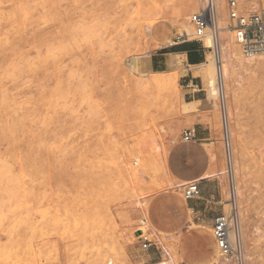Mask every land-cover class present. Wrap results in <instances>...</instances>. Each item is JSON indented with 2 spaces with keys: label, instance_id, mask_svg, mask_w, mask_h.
Segmentation results:
<instances>
[{
  "label": "rangeland",
  "instance_id": "rangeland-1",
  "mask_svg": "<svg viewBox=\"0 0 264 264\" xmlns=\"http://www.w3.org/2000/svg\"><path fill=\"white\" fill-rule=\"evenodd\" d=\"M234 1L240 13L264 11V0ZM195 13L187 0H0V264H153L161 251L152 235L156 244L141 249L139 199L147 208L161 203L155 224L178 263L215 264L212 224L225 214L228 189L220 110L204 108L213 135L206 147L219 159L214 176L186 201L182 188L169 190L159 159L169 156L176 172L182 133L194 123L181 108L179 73L148 70L152 53L185 41ZM132 58L143 78L130 71ZM227 102L245 251L249 264H264L263 61L233 70Z\"/></svg>",
  "mask_w": 264,
  "mask_h": 264
},
{
  "label": "bare ground",
  "instance_id": "bare-ground-1",
  "mask_svg": "<svg viewBox=\"0 0 264 264\" xmlns=\"http://www.w3.org/2000/svg\"><path fill=\"white\" fill-rule=\"evenodd\" d=\"M238 1H241V0H238ZM205 2L206 0H187V6H189V8L193 12L198 13L202 9L205 8ZM214 2H215L214 19L209 25V27L207 28L206 35L201 39V41L203 42V47L210 51L207 53L205 63L200 64L196 67H193V69H195L194 75L195 76L199 75L202 78L203 89L206 92V99H204L205 103L202 102L200 109L205 111L206 108L210 107L211 112H217L218 110H220V114H221L220 123H221L222 132L224 133V136L227 137L228 142H229L228 144L229 149L228 150L226 149L225 151V158L227 160V169L226 171L225 170L222 171V174H225V173L228 174V183H227L228 189L224 192V197H225L223 201L225 205L224 210H225L226 215L232 214L234 216L233 217L234 218L233 219V230L231 231V238L237 245L238 256H240V262L238 263L239 264H249L250 257L248 253L245 251V244H246V239L248 237V234H247V229L245 226L246 225L245 224V210L243 208L244 200H243L242 188L240 184L241 182L239 178L240 167L236 162L235 148L232 145L234 144V135H233L234 133L232 130L233 112H232L231 107L228 105L227 98L229 96L230 85L232 83L233 70H235L238 67H242L247 70V69L252 68L259 61L264 62V54L252 55V56L246 57L242 54L241 51H239L240 49H239L238 42H237V32L233 29V26L231 28V26L229 25L227 21V17L225 13L226 11L225 0H214ZM236 5H237V2H236ZM237 7L240 13V8L238 5ZM257 8H258L257 3H250L247 5V10L249 11L251 10V12L254 10L256 11ZM241 14L246 15L247 13L241 12L240 15ZM143 29L145 33L150 32V26H145ZM192 31L194 33L192 24L187 22L186 28L182 29V34L189 38V36L193 35ZM235 32H236V36H235ZM145 56L149 57L148 54H146ZM175 59H176L175 62L177 65L179 66L182 65L181 61L179 60V57ZM128 67L130 71L132 73H135L137 77L143 78L145 76V73L142 71V66L136 58H132L129 61ZM165 74L166 73H163V72L162 73H152L154 77H162ZM152 82L158 83L159 80L155 79ZM221 99H223V104L221 102ZM198 104L199 102L198 103L193 102V103H188V104L183 103L181 108H182V111L188 115L198 110ZM207 150H209L208 153L210 152L211 156H209L210 158L209 169L204 177L211 178L214 176L212 172L213 168L219 159H218L217 153L213 150L211 146H207ZM135 160L140 161L141 158L136 157ZM159 166L161 170L163 171V173L165 174V176L167 177V179L170 182L172 181L174 182L173 184H171V187L169 188V190L177 192L179 188H182L183 185L188 183V182H185V183L180 182L176 180L173 176H171L166 166L165 156L164 157L161 156V158L159 159ZM136 171L139 175L142 173V170L138 169ZM135 204H136L135 213L138 215H141L144 218V220H146L147 222L143 228L148 230L150 234L155 238L156 243L158 245V249H160L161 251L160 260L153 264H180L178 263V260L176 257L175 247L168 246L162 240L160 230L157 228L155 224V223H160L162 220L161 219L162 218L161 203H154L147 208L146 207L147 201H141L139 199L136 201ZM134 238H135L134 236L129 237L128 240L126 238H123L125 240L123 244L130 245V243L132 242ZM217 253L218 255L216 256L215 264H237L234 261V259L223 258L220 256L219 252Z\"/></svg>",
  "mask_w": 264,
  "mask_h": 264
},
{
  "label": "crops",
  "instance_id": "crops-1",
  "mask_svg": "<svg viewBox=\"0 0 264 264\" xmlns=\"http://www.w3.org/2000/svg\"><path fill=\"white\" fill-rule=\"evenodd\" d=\"M177 57L181 61L182 65L180 66L175 62ZM205 61L206 51L200 41H175L171 45L164 46L151 54L148 70L151 73L178 72L181 76L179 79L183 102L187 104L202 103L206 99V94L204 93L202 78L199 75H194L195 69L193 67L203 64ZM205 113L206 111L199 109L197 112L188 114L194 124L186 130H192L195 139L189 143L180 141L182 146L179 144L177 148L179 154L177 153L175 159L178 167L174 174L169 167V156L167 157L166 166L169 173L180 182L208 180L204 177L209 169L210 162L206 145L211 142L213 135L210 124L212 119Z\"/></svg>",
  "mask_w": 264,
  "mask_h": 264
},
{
  "label": "built area",
  "instance_id": "built-area-1",
  "mask_svg": "<svg viewBox=\"0 0 264 264\" xmlns=\"http://www.w3.org/2000/svg\"><path fill=\"white\" fill-rule=\"evenodd\" d=\"M228 19L237 32V42L242 54L246 57L252 55L264 54V11L259 13L253 12L248 15H240L238 7L234 0H228ZM215 2L214 0H206L205 8L200 12L192 14L190 23L193 26L194 33L192 38L194 41H201L206 35V30L214 19ZM181 37H178L180 39ZM188 37L185 36V41ZM223 104V99H221ZM195 134L192 130H186L182 133V142H193ZM199 181H190L182 186V194L186 201L197 199L200 194ZM232 214H221L217 216L212 224V238L214 240L217 251L223 258H232L239 264L240 256H238L237 245L231 238L233 230ZM146 220L139 221V227H144ZM137 238L143 251L150 250L156 243L151 239L148 230H142ZM157 249V248H156ZM158 250V249H157Z\"/></svg>",
  "mask_w": 264,
  "mask_h": 264
}]
</instances>
